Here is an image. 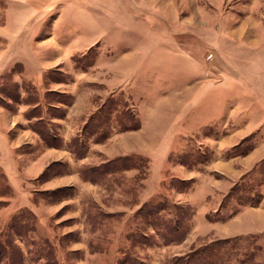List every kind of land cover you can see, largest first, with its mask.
I'll return each mask as SVG.
<instances>
[{"label":"rangeland","instance_id":"374dc122","mask_svg":"<svg viewBox=\"0 0 264 264\" xmlns=\"http://www.w3.org/2000/svg\"><path fill=\"white\" fill-rule=\"evenodd\" d=\"M156 107L153 125L182 118L189 134L142 133L147 154L104 148L113 133L141 141ZM3 128L0 264H183L218 240L210 264H264V234L198 231L264 197V159L212 169L264 148V0H0ZM161 144L178 150L157 184ZM179 163L195 180L175 178ZM208 185L227 194L172 197Z\"/></svg>","mask_w":264,"mask_h":264},{"label":"crops","instance_id":"0c3cea01","mask_svg":"<svg viewBox=\"0 0 264 264\" xmlns=\"http://www.w3.org/2000/svg\"><path fill=\"white\" fill-rule=\"evenodd\" d=\"M157 67V65H156ZM157 107L156 111H153L150 121L147 124H143V127L138 132V137L141 141H131V136L129 133H121L116 134L113 133L112 136L109 137L107 145L104 146V148H108L107 146L111 145L112 143L114 146H111V148H114L113 150L118 152L117 155L119 157L124 156L126 154H129L130 152H134L137 154H147V143L146 141L143 142L141 134L143 133L145 136L147 134L154 135L155 137L164 136L166 132L170 133L173 131H178V133L175 136H181L186 135L188 133V123H186L188 126H185L182 118L174 119V118H162L163 119V125H153V123L158 119V113H157ZM189 110V108H188ZM187 110V111H188ZM185 117V116H184ZM210 119V118H208ZM174 121V122H173ZM254 128L250 126L245 128L243 130V133H247L245 135H249V131H252ZM145 131V133H144ZM248 131V132H247ZM5 132H7V129L3 128L0 130V145H4L7 143V139L5 136ZM168 133L166 135H168ZM242 133V134H243ZM123 138L119 142L116 143V140H119V138ZM141 137V138H140ZM164 144H161L157 146V149L154 151L155 156L153 158V162L155 163V166L152 167V173L153 179L156 180L157 184H162L163 181V174L162 169H164L167 165H169V155L177 151V148H165ZM99 145H96L94 148H98ZM49 148V147H46ZM100 148H103L100 146ZM117 148V149H115ZM221 149L226 150V148H216V151L218 154H221ZM237 149V148H236ZM223 150V151H224ZM61 151V150H60ZM113 152V151H112ZM116 155H113L111 158H116ZM110 158V159H111ZM264 159V148H254L250 153L246 154L245 156L241 157H233V158H221L219 157L218 160L215 161L214 165L212 166V169L221 170V169H231L234 168V165H239L241 168H243L245 171H249L250 169H253L260 161ZM154 168V169H153ZM159 169L161 171H159ZM172 170L174 171L176 176L175 178L181 181H187L188 183L195 180V175L192 173L191 170H189L188 167L178 164L174 166L172 165ZM230 171V172H231ZM246 174L248 172H245ZM244 173V175H245ZM209 181V180H208ZM204 183V180H203ZM199 185V184H198ZM218 185L223 188L224 184L221 182H218ZM198 187V186H197ZM207 186L206 190L208 193L204 192L203 190H196L195 192L190 193H175L172 195V197L177 194L179 195V199L181 201L185 202L188 205H191L193 201L196 199L195 195L196 193L200 196L199 201L206 202L209 200V197L212 196V194H217V191H219L220 194L223 196L227 194V192L223 191L225 194H223L221 188L214 187L212 190V187ZM230 187L229 189H231ZM227 189V190H229ZM225 190V189H224ZM219 196V195H217ZM222 199H218L220 202ZM203 210H199L198 215L203 216V218L211 213H214V210H210V207L208 208L206 205H202ZM203 228L198 229V231H203L205 233L211 232L214 233V235L217 236V239H231V238H237V237H243V236H252L257 234H264V197L260 200V202L256 205H250V206H244L242 209L235 214L231 219L224 222H213V221H204L203 220ZM197 231V232H198ZM202 232V233H203ZM200 233V232H199Z\"/></svg>","mask_w":264,"mask_h":264},{"label":"trees","instance_id":"16d2710c","mask_svg":"<svg viewBox=\"0 0 264 264\" xmlns=\"http://www.w3.org/2000/svg\"><path fill=\"white\" fill-rule=\"evenodd\" d=\"M132 158H134V159H138V161L139 160H143L142 158H141V156H137V155H135L134 157H132ZM127 159H129V158H126V157H124V158H121V159H118V160H113V161H110L108 164H104L102 167H100L101 169H99V168H94L92 171L94 172V173H100L99 172V170H101L102 172H101V174H103V175H107L108 173L106 172L107 170H102L103 168H109L110 166H112V165H114V164H117V162L118 163H122V164H124L125 162H127ZM99 167V166H98ZM123 167H125V166H121V168H123ZM120 168V169H121ZM124 169V168H123ZM122 169V170H123ZM177 226V225H176ZM220 240H218V241H216V242H213V243H210V244H207V245H203V246H201L200 248H197L196 250H194L195 252H193V254H191V255H189L188 257H186L185 258V264H190V260H191V258L192 257H194L195 258V260L196 259H199L200 260V264H210V263H212V262H214V261H216V260H214L215 258H220L221 257V253H222V251L220 250L221 248H218L217 247V245H222V243H220L219 242ZM228 239L227 240H225V242H224V244L225 243H228ZM5 254V252L4 251H0V257L1 256H3ZM193 260V259H192ZM184 261V260H183ZM17 262L14 260L13 261V259H12V262L10 261L8 264H16ZM19 263V262H18ZM17 263V264H18ZM183 263V264H184Z\"/></svg>","mask_w":264,"mask_h":264}]
</instances>
